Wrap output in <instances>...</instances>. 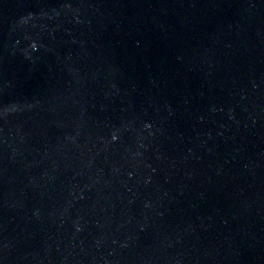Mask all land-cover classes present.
<instances>
[{"label":"water","instance_id":"95a60500","mask_svg":"<svg viewBox=\"0 0 264 264\" xmlns=\"http://www.w3.org/2000/svg\"><path fill=\"white\" fill-rule=\"evenodd\" d=\"M0 264H264V0H0Z\"/></svg>","mask_w":264,"mask_h":264}]
</instances>
